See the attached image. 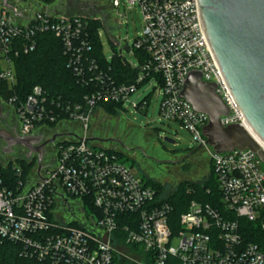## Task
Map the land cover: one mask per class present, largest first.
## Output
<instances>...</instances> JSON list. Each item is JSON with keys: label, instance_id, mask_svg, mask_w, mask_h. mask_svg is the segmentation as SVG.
Listing matches in <instances>:
<instances>
[{"label": "built area", "instance_id": "obj_1", "mask_svg": "<svg viewBox=\"0 0 264 264\" xmlns=\"http://www.w3.org/2000/svg\"><path fill=\"white\" fill-rule=\"evenodd\" d=\"M126 1L141 14L142 32L132 44L141 57L137 63L126 59L136 75L118 83L89 55L88 17L59 13L56 4L42 0H8L13 9L0 0V80L12 88L13 57L32 51L37 33L50 32L60 40L67 67L91 88L83 104L51 98L39 85L17 105L15 96L0 100L16 116L22 136L56 120L55 125L78 126L56 143L51 166L34 165L24 179L14 161L9 173L8 160H0V242L18 245L21 256L47 264H264V163L248 148L215 152L202 135L207 114L179 96L187 73L198 70L228 108L220 123L244 124L205 41L196 0ZM111 4L117 7L119 0ZM149 81L159 88L160 117L185 128L194 144L208 151L213 202L192 199L176 213L88 135L99 102L123 106ZM146 104L142 98L133 107ZM249 222L258 225L259 242L247 236Z\"/></svg>", "mask_w": 264, "mask_h": 264}, {"label": "rangeland", "instance_id": "obj_2", "mask_svg": "<svg viewBox=\"0 0 264 264\" xmlns=\"http://www.w3.org/2000/svg\"><path fill=\"white\" fill-rule=\"evenodd\" d=\"M54 4L59 13L97 17L103 21L100 39L106 58L112 55L110 41L112 44L116 41L114 49L118 54L128 61L138 62L132 51L133 41L143 27L137 5L129 7L126 0H119L117 7L112 6L111 0H53L50 6ZM144 97L146 106L134 108L133 104ZM160 97L153 81L144 82L129 95L119 113L96 108L88 124V135L98 139L102 147L119 151L120 160L137 176L156 183L159 196L165 198L181 182H206L211 175V163L208 151L202 147L195 149L197 146L185 128L160 117ZM165 136L173 138L174 143L164 141ZM0 160L14 161L13 157L2 155Z\"/></svg>", "mask_w": 264, "mask_h": 264}, {"label": "water", "instance_id": "obj_3", "mask_svg": "<svg viewBox=\"0 0 264 264\" xmlns=\"http://www.w3.org/2000/svg\"><path fill=\"white\" fill-rule=\"evenodd\" d=\"M1 3L12 8L8 0ZM196 4L205 41L244 124L220 123L228 108L215 93L214 83L202 81L198 70L187 73L179 96L207 114L202 135L215 152L248 148L264 163L260 146L264 147V0H196ZM0 139L12 146L26 145L28 138L0 129ZM163 140L174 143L168 136Z\"/></svg>", "mask_w": 264, "mask_h": 264}, {"label": "trees", "instance_id": "obj_4", "mask_svg": "<svg viewBox=\"0 0 264 264\" xmlns=\"http://www.w3.org/2000/svg\"><path fill=\"white\" fill-rule=\"evenodd\" d=\"M44 3L50 4L53 0H42ZM88 17V16H86ZM87 27L86 33L88 41L91 46L89 53L97 64L119 82H129L133 80L136 75V70L132 68L126 59L117 53L112 45V55L107 59L102 54L101 39L98 33L104 28V23L101 19L95 17L86 18ZM35 46L34 49L28 53L20 52L12 59L15 84L12 88L0 80V100L6 102L11 96L16 97V105L18 102L23 101L31 88L35 85L41 86L47 95L54 99H60L64 102L80 103L83 104V97L89 93L88 86L81 85L75 75L67 67V58L63 54L62 45L60 40L50 32L37 33L34 36ZM136 58L141 57L139 51L134 50ZM140 60V59H139ZM146 99V97H144ZM147 101V99H146ZM101 107L110 113H119L122 105L119 102H99L95 109ZM94 109V110H95ZM59 120L49 124L55 125ZM107 150L114 153L120 160L121 153L115 149L107 148ZM121 161V160H120ZM14 163L21 169V177H27V173L33 166L32 163L26 160H14ZM12 161L8 160L7 171L10 173ZM210 178L202 184L179 183L175 189L169 193L165 198L159 196V186L146 181L154 189H158V196L175 206L176 213L184 209V206L192 199L202 202H213L216 196V184L212 174ZM207 189H210L207 192ZM247 236L251 240L258 241L261 238L258 225L256 223H246L244 227ZM0 264H47L34 259H29L20 255L19 246L9 243L0 242Z\"/></svg>", "mask_w": 264, "mask_h": 264}, {"label": "flooded vegetation", "instance_id": "obj_5", "mask_svg": "<svg viewBox=\"0 0 264 264\" xmlns=\"http://www.w3.org/2000/svg\"><path fill=\"white\" fill-rule=\"evenodd\" d=\"M1 107L0 129L8 131L12 136H27L28 139L26 145L17 144L12 146H8L0 139V155L13 157L14 160H28L37 169L51 166L56 158V143L66 137L72 129L77 130L78 128L77 124L70 126L57 124L34 130L32 133L22 136L19 133V123L10 107L3 105Z\"/></svg>", "mask_w": 264, "mask_h": 264}]
</instances>
